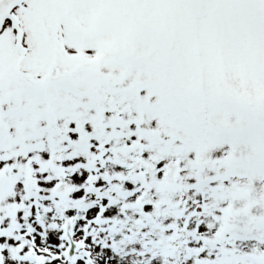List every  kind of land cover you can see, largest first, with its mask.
I'll list each match as a JSON object with an SVG mask.
<instances>
[{
  "label": "snow or ice",
  "instance_id": "6c2138e0",
  "mask_svg": "<svg viewBox=\"0 0 264 264\" xmlns=\"http://www.w3.org/2000/svg\"><path fill=\"white\" fill-rule=\"evenodd\" d=\"M0 264H264V0H0Z\"/></svg>",
  "mask_w": 264,
  "mask_h": 264
}]
</instances>
